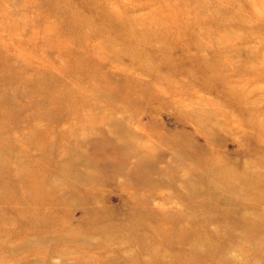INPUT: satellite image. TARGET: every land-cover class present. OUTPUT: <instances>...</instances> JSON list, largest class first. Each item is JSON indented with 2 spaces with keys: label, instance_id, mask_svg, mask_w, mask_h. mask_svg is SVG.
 <instances>
[{
  "label": "rangeland",
  "instance_id": "374dc122",
  "mask_svg": "<svg viewBox=\"0 0 264 264\" xmlns=\"http://www.w3.org/2000/svg\"><path fill=\"white\" fill-rule=\"evenodd\" d=\"M0 264H264V0H0Z\"/></svg>",
  "mask_w": 264,
  "mask_h": 264
}]
</instances>
